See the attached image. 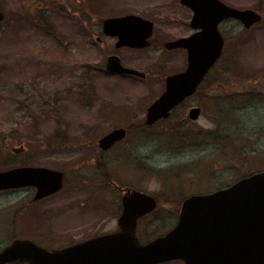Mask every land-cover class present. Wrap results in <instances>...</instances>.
I'll use <instances>...</instances> for the list:
<instances>
[{
  "label": "rangeland",
  "instance_id": "1",
  "mask_svg": "<svg viewBox=\"0 0 264 264\" xmlns=\"http://www.w3.org/2000/svg\"><path fill=\"white\" fill-rule=\"evenodd\" d=\"M221 1L264 15V0ZM0 8L7 15L0 32V170L20 166L17 155L28 147L27 165L66 173L65 188L38 204H29V190L0 195V249L15 238L60 248L116 229L121 196L103 180L159 199L152 214L157 218L142 231L146 242L172 227L165 217L178 215L186 197L264 170V104L243 109L240 99L250 91L241 84L251 80L264 95V21L251 29L236 21L220 26L223 57L201 93L176 110L174 130L167 124L137 129L102 153L98 139L115 127L143 122L164 91L165 77L185 67L180 54L157 47L116 49L108 38L102 48L96 42L102 21L140 15L156 24L154 40H165L192 32L191 12L179 0H0ZM111 54L148 78L101 72ZM195 105L205 113L191 124L184 117ZM171 133L178 140H170ZM103 154L108 179L96 167ZM24 204L29 206L22 209Z\"/></svg>",
  "mask_w": 264,
  "mask_h": 264
},
{
  "label": "water",
  "instance_id": "2",
  "mask_svg": "<svg viewBox=\"0 0 264 264\" xmlns=\"http://www.w3.org/2000/svg\"><path fill=\"white\" fill-rule=\"evenodd\" d=\"M194 12L192 27L201 31L186 39L169 42L168 49L188 50L185 72L166 79V90L148 109L147 125L168 118L171 110L195 93L209 69L220 58L224 38L218 25L230 18L246 28L262 20L251 9L241 10L220 0H181ZM4 14L0 11V29ZM105 34L119 38L118 46L145 48L153 23L137 15L109 18ZM108 69L144 77L145 73L123 67L117 57L109 58ZM200 108L190 111L197 120ZM124 130L109 134L100 145L108 148L124 137ZM63 173L45 168H16L0 172V190L35 186V200L52 195L64 185ZM157 208L156 200L145 193L123 197L121 230L84 244L48 252L28 240H16L0 253V264L26 261L30 264H160L182 260L185 264H264V171L243 178L231 187L208 195L186 199L177 226L165 236L141 244L136 236L138 219Z\"/></svg>",
  "mask_w": 264,
  "mask_h": 264
},
{
  "label": "flooded vegetation",
  "instance_id": "3",
  "mask_svg": "<svg viewBox=\"0 0 264 264\" xmlns=\"http://www.w3.org/2000/svg\"><path fill=\"white\" fill-rule=\"evenodd\" d=\"M190 11V10H189ZM77 12H81V11H79V10H77ZM191 12V11H190ZM189 26H190V21H189ZM194 31L192 30V32H190L189 34H185V35H179V36H174V37H172V38H169V39H165V40H155V41H153L155 38H157V36H156V31H155V35H154V37H153V39H152V41H151V48H153V47H157L155 50H158V49H162L163 50V52L165 53V54H180L182 57H183V61H184V65H185V67L183 68V69H181L180 71H178V72H181V71H183L186 67H187V65H188V55H187V52L185 51V50H182V49H175V50H165L164 49V46H165V43L166 42H168V41H174V40H177V39H179V38H182V37H187V36H189V35H191L192 33H193ZM101 35L102 36H98V37H96V42L97 43H99L100 44V46L103 48V44H104V42H105V39H108V38H110V37H107V36H105L104 34H103V31H102V33H101ZM106 37V38H105ZM89 38L91 39V30L89 31ZM112 40H114L115 41V47H116V49H130V48H127V47H125V48H117V39H115V38H111ZM91 46V45H90ZM160 46H162V47H160ZM133 50H137V49H133ZM111 55H116V54H111ZM111 55H109L108 57H107V60H106V63H105V66H103V67H100V71L101 72H105L106 74H111V72L110 71H108L107 70V66H108V60H109V57L111 56ZM118 56V55H117ZM119 58H120V60H121V63L124 65V66H126L124 63H123V61H122V59H121V57L120 56H118ZM127 67H129V66H127ZM177 73V72H176ZM174 74V73H173ZM131 77H134V76H131ZM148 78V74H147V76L146 77H144V78H142V79H147ZM185 104V103H184ZM183 104V105H184ZM181 107V106H180ZM194 107H196V105L195 106H191V107H189L188 109H187V113H186V116L184 117V119L186 120H188L189 121V123H191V124H195V123H197V121H193V120H191L190 118H189V111H190V109H192V108H194ZM143 122H141V123H137V124H133V125H131V126H128V127H125L126 128V130H127V133L128 134H130V133H132V132H134L139 126L138 125H140V124H142ZM161 122H159V123H157V126L160 124ZM119 127H122V126H119ZM119 127H115V128H119ZM124 140H122V141H119V142H116L114 145H113V147L110 149V150H108V151H105V152H110L111 150H113V149H116L117 148V146L120 144V143H122ZM23 151H25V152H20V154L19 155H17V154H15L16 152H17V150L16 149H14L12 152H11V155H13L14 156V154L15 155H17V156H20L21 155V160H24V162H25V164H28V162L29 161H27L26 160V155L28 154V156L30 157V154H29V152L27 151V149H29L28 147H26V149L25 148H21ZM105 152H102V153H105ZM102 158H103V156H104V154L103 155H100ZM31 158V157H30ZM104 163H99V166H96L97 167V169L98 170H100L101 171V173L102 172H104ZM23 166V165H22ZM115 180H103V181H101V185L102 186H105V187H108L109 186V184L111 185V188L112 189H118L119 190V194H120V196H121V198L123 197V194L125 193V191H129V190H131V191H133V190H135L136 189V187H122V186H119L117 183H115L114 182ZM21 190H29L30 191V194L29 195H32V197H30V205H34V204H38L39 202H42L43 200H45V199H47V198H45V199H43V200H40V201H35V196H36V192H37V190H36V188L35 187H33V186H27V187H23V188H16V189H10V190H6V191H3V192H0V194H5V193H10V192H17V191H21ZM52 197V196H51ZM49 198V197H48ZM29 204H27V205H25L22 209H25L27 206H29ZM120 215H118V217H119ZM179 217H180V215H166V217H165V219H170V220H172V221H174V223H173V225H172V227H170L167 231H165L163 234H165V233H167L168 231H170L171 229H173L176 225H177V223H178V220H179ZM157 218V216H155V215H146L145 217H143V218H141L140 220H139V222H138V233L140 234L142 231H144V230H146L148 227H149V224L151 223V222H149L150 220H152V219H156ZM118 230V225H117V228L116 229H113V230H107L106 232H103V233H101V234H99V235H103V234H107V233H110V232H113V231H117ZM99 235H96V236H99ZM93 236H89L88 238H85V239H83V240H80V241H77V242H74V243H72V244H69V245H66V246H63V247H60V248H52V247H49V246H46V245H44V244H41V243H38V242H36V241H34V240H32V239H29V240H32L33 242H35L39 247H41V248H43V249H46V250H48V251H54L55 249H63V248H66V247H70V246H73V245H76L77 243H80V242H83V241H85V240H87V239H89V238H92ZM95 237V236H94ZM15 239H18V238H15ZM20 239H22V238H20ZM3 249V248H2ZM2 249H0V251L2 250ZM172 263H182V262H180V261H172V262H169V263H166V264H172ZM12 264H28V263H26V262H16V263H12Z\"/></svg>",
  "mask_w": 264,
  "mask_h": 264
},
{
  "label": "trees",
  "instance_id": "4",
  "mask_svg": "<svg viewBox=\"0 0 264 264\" xmlns=\"http://www.w3.org/2000/svg\"><path fill=\"white\" fill-rule=\"evenodd\" d=\"M256 82V80H251L249 82H243L241 84L243 89L248 86V90H250L240 94V99L244 101V105L241 106L243 109H246L248 107H256L258 105L264 104V95L261 93V91L254 89V85L256 84ZM225 98L228 100H232L234 97H231V95H227ZM172 136L177 137L175 133H172ZM222 146L225 147L227 146V144L223 142Z\"/></svg>",
  "mask_w": 264,
  "mask_h": 264
}]
</instances>
